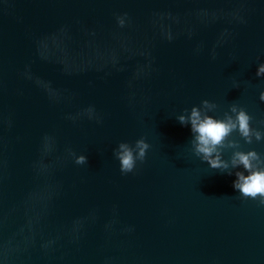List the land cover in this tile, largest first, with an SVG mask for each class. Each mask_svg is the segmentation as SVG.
Listing matches in <instances>:
<instances>
[{"label": "water", "instance_id": "water-1", "mask_svg": "<svg viewBox=\"0 0 264 264\" xmlns=\"http://www.w3.org/2000/svg\"><path fill=\"white\" fill-rule=\"evenodd\" d=\"M261 62L264 0H0V264H264V206L177 119L208 99L264 132Z\"/></svg>", "mask_w": 264, "mask_h": 264}, {"label": "clouds", "instance_id": "clouds-1", "mask_svg": "<svg viewBox=\"0 0 264 264\" xmlns=\"http://www.w3.org/2000/svg\"><path fill=\"white\" fill-rule=\"evenodd\" d=\"M127 14L119 16L118 24L123 27L126 23ZM168 38L171 39V33ZM256 76L264 77V62L258 64ZM260 101L264 102V91L260 93ZM214 105L208 99H204L200 105H193L190 113L181 114L177 117L182 126H189L193 134L192 145L194 153L203 161H206L210 168L227 170L230 167L237 169L235 180L233 181L234 190L245 199L257 200L258 204L264 206V158L254 148L250 150H236L232 153L230 162L223 159L220 151L225 141L233 132H238L240 137L248 144L255 141L264 140V132L254 130L252 126V116L243 107L233 105L231 114L223 118L209 114L205 109H210ZM87 112L91 117L94 113L93 108H88ZM49 138L45 137L47 141ZM230 147H236L234 141H228ZM150 148L148 141L141 137L134 143L121 141L113 150L115 158L119 162L120 171L123 174L133 172L137 161H144ZM77 165L87 163L88 157L81 153L77 155L71 153ZM228 175H233L229 171Z\"/></svg>", "mask_w": 264, "mask_h": 264}]
</instances>
